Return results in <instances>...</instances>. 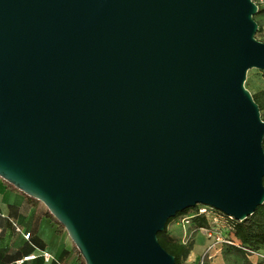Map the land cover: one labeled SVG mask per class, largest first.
Listing matches in <instances>:
<instances>
[{"label": "water", "instance_id": "1", "mask_svg": "<svg viewBox=\"0 0 264 264\" xmlns=\"http://www.w3.org/2000/svg\"><path fill=\"white\" fill-rule=\"evenodd\" d=\"M255 0H0V177L86 264H176L170 218L264 204Z\"/></svg>", "mask_w": 264, "mask_h": 264}, {"label": "crops", "instance_id": "2", "mask_svg": "<svg viewBox=\"0 0 264 264\" xmlns=\"http://www.w3.org/2000/svg\"><path fill=\"white\" fill-rule=\"evenodd\" d=\"M48 211L0 177V264H80L75 244Z\"/></svg>", "mask_w": 264, "mask_h": 264}, {"label": "rangeland", "instance_id": "3", "mask_svg": "<svg viewBox=\"0 0 264 264\" xmlns=\"http://www.w3.org/2000/svg\"><path fill=\"white\" fill-rule=\"evenodd\" d=\"M255 1L264 9V0ZM254 17L261 26V30L257 32L256 36L264 41V13H257ZM245 85L252 94L264 90V71L257 68L250 69ZM261 115L264 119V110L261 111ZM222 213L212 210L208 216L210 222L208 229L212 233V237H209V232L196 228L192 219L189 223L183 220L184 217L194 214V211L181 215L169 223L168 233L170 235L185 244H193V250L183 264H244L243 256L229 247L228 241L233 239L231 221ZM218 236L221 238L220 241L217 239ZM260 252L264 255V249ZM249 258L254 262L264 260L263 257L257 255H250Z\"/></svg>", "mask_w": 264, "mask_h": 264}, {"label": "trees", "instance_id": "4", "mask_svg": "<svg viewBox=\"0 0 264 264\" xmlns=\"http://www.w3.org/2000/svg\"><path fill=\"white\" fill-rule=\"evenodd\" d=\"M258 13L259 14L264 13V9L261 8L260 5H259ZM260 30H261V26L259 24L258 31ZM253 96L256 102L259 104L260 110L261 111L264 110V90L260 91L257 94H253ZM29 199L38 201L37 199L30 196ZM198 207L199 205L193 208L186 209L184 212L178 213L175 217L170 218L167 222L166 228L162 232H159L158 234L159 242L169 253L175 256L176 264H183L184 260H186L189 257L191 251L193 250V244L192 243L185 244L183 242L178 241L176 238L170 235L168 233V225L175 218L187 214L190 211H194L195 215L192 217V220L194 221L195 227L198 229L210 228V222L208 220V217L204 214H199ZM213 210L220 212L215 208H213ZM222 214L226 218H228L229 221H231V230L233 233V239L231 241L233 243H229L230 244L229 247L243 256L244 264H264V260L257 262L250 260L249 258L250 254L243 249L244 247L253 251H260L264 249V204L259 206L257 210L254 212V214H252L251 216H249L244 220H236L231 216H228L224 213ZM48 215L54 220H56V218L51 214V212L48 211ZM56 223L58 225L57 230L60 233L66 232L65 227L58 220H56ZM235 242H238L239 244ZM76 250L78 252L79 263L86 264L77 247Z\"/></svg>", "mask_w": 264, "mask_h": 264}, {"label": "built area", "instance_id": "5", "mask_svg": "<svg viewBox=\"0 0 264 264\" xmlns=\"http://www.w3.org/2000/svg\"><path fill=\"white\" fill-rule=\"evenodd\" d=\"M212 210H213V208L211 206H208V205H199V207H198V213L204 214L207 217L212 213ZM194 215H195V213L192 214L191 216H187L186 218L184 217L183 220L186 221V223H189ZM201 230H203L207 233L209 232L208 233L209 237H212V233L209 231V229L201 228ZM29 236H30V234H27V237H29ZM217 239H218V241L221 240V238L219 236L217 237ZM228 242L233 243L231 240H229ZM235 243L239 244L238 242H235ZM209 249H211V247H209ZM243 249L246 250L250 255H257V256H261L264 258V255L260 251L249 250L248 248H245V247ZM30 257L31 256H27L25 259H29ZM21 263H22V261L18 262V264H21Z\"/></svg>", "mask_w": 264, "mask_h": 264}]
</instances>
